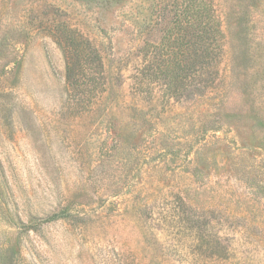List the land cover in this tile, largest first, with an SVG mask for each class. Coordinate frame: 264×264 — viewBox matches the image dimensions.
<instances>
[{"label": "rangeland", "instance_id": "obj_1", "mask_svg": "<svg viewBox=\"0 0 264 264\" xmlns=\"http://www.w3.org/2000/svg\"><path fill=\"white\" fill-rule=\"evenodd\" d=\"M163 1L0 0V264H264V0H215L220 90L187 102L130 89ZM65 22L105 58L84 115Z\"/></svg>", "mask_w": 264, "mask_h": 264}, {"label": "trees", "instance_id": "obj_2", "mask_svg": "<svg viewBox=\"0 0 264 264\" xmlns=\"http://www.w3.org/2000/svg\"><path fill=\"white\" fill-rule=\"evenodd\" d=\"M163 2L166 4L154 11L157 21L145 24L149 36L157 32L158 36L146 38L140 48L142 63L130 78L132 93L144 100L146 94L151 95V84L164 98L176 102L217 94L222 80L225 34L216 1ZM54 31L66 63L70 111L79 115L97 111L110 92L101 47L70 22Z\"/></svg>", "mask_w": 264, "mask_h": 264}]
</instances>
